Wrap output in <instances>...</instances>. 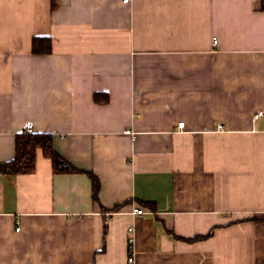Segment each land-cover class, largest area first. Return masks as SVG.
<instances>
[{
  "label": "crops",
  "instance_id": "crops-1",
  "mask_svg": "<svg viewBox=\"0 0 264 264\" xmlns=\"http://www.w3.org/2000/svg\"><path fill=\"white\" fill-rule=\"evenodd\" d=\"M263 3L0 0V264H264Z\"/></svg>",
  "mask_w": 264,
  "mask_h": 264
},
{
  "label": "trees",
  "instance_id": "trees-1",
  "mask_svg": "<svg viewBox=\"0 0 264 264\" xmlns=\"http://www.w3.org/2000/svg\"><path fill=\"white\" fill-rule=\"evenodd\" d=\"M264 11V3L261 5ZM51 52V41L47 38H35L32 41V53L36 55H47ZM98 95V94H97ZM97 95H94L95 101ZM101 103V102H100ZM41 150L43 156L50 160L53 172L55 173H78L77 170L65 162L62 157L54 151L52 147V137L50 134H18L15 138V155L8 162L0 163L1 175H29L35 172V162L37 151ZM64 164V167H61ZM91 180V196L94 202H98V192L100 188L99 180L91 173H87ZM151 208L152 204H145ZM106 225L104 226V232ZM196 239V238H195Z\"/></svg>",
  "mask_w": 264,
  "mask_h": 264
},
{
  "label": "built area",
  "instance_id": "built-area-1",
  "mask_svg": "<svg viewBox=\"0 0 264 264\" xmlns=\"http://www.w3.org/2000/svg\"><path fill=\"white\" fill-rule=\"evenodd\" d=\"M122 1H123V3H128L130 0H122ZM261 114L262 113L260 112L259 115H261ZM178 127L179 128H182L183 127V123H179L178 124ZM222 129H223V126L222 125H218L217 130L218 131H221ZM25 133H27V134H33V126L31 124H27L26 125V127H25ZM124 133L127 134V135H131L132 134L130 130H125ZM132 214L135 215V216H141L143 214V210L142 209H139V208H134L133 211H132ZM19 229H20L19 227L16 228V231L18 232ZM129 242H132V239L131 238L129 239ZM126 264H138L136 262L135 257L133 256V254L130 251H129V253L127 255V258H126Z\"/></svg>",
  "mask_w": 264,
  "mask_h": 264
}]
</instances>
